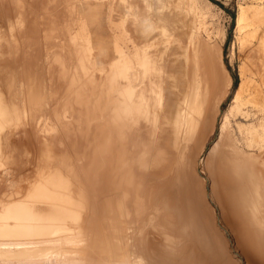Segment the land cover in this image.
I'll use <instances>...</instances> for the list:
<instances>
[{"label": "rangeland", "instance_id": "374dc122", "mask_svg": "<svg viewBox=\"0 0 264 264\" xmlns=\"http://www.w3.org/2000/svg\"><path fill=\"white\" fill-rule=\"evenodd\" d=\"M190 1L0 0V211L22 204L40 228L36 252L0 264H264V143L246 131L263 118L264 0ZM121 28L166 65L148 162L132 146L126 167L111 91ZM235 91L241 111L221 130Z\"/></svg>", "mask_w": 264, "mask_h": 264}, {"label": "bare ground", "instance_id": "6f19581e", "mask_svg": "<svg viewBox=\"0 0 264 264\" xmlns=\"http://www.w3.org/2000/svg\"><path fill=\"white\" fill-rule=\"evenodd\" d=\"M91 1L97 3H103L100 2V0H91ZM190 2L192 9L195 12L198 11L199 6L197 5L196 1L192 0ZM102 8L103 9L100 8L102 10L101 12L102 19H100L99 28L95 26V29L99 34L98 35L99 39L104 38L107 35L106 29H103L105 26L104 25L105 19H109L108 21L110 22V19H112V12H113L112 5L110 4L107 7L105 6ZM241 17L242 16L239 15L237 17V21H236L237 27L241 22L242 19ZM81 31H85L84 26L82 27ZM124 36L125 35L122 28L119 29L115 33V35H112L113 49L116 55L114 62L116 66V77L113 86L114 89L112 88L111 90L114 93L113 102L115 103V107L113 110V121H114L113 131H114V143L118 148L117 150L118 160H119L118 163L119 165H121V167L124 166L126 167L129 165L130 162L128 161V159L125 158V156L127 155V153H129V150L132 148V146L133 147L136 146V148L137 146L141 147V149L138 151L140 160L141 159L144 160V158L148 156V154L151 151V148L149 147L147 141L152 140V135L154 134L157 128V124L159 120V108L163 99L164 69L166 66L164 65L165 61L162 57L157 58L155 55H150L148 51L150 46H145L143 50V55L141 56L139 51L136 49V45L134 46L133 43L131 44V46L127 45L128 40L125 39ZM76 38L78 40L79 39L81 40L83 36H80L79 34L76 37H74V39L72 40H74L75 42ZM87 40L88 39H86V41ZM149 65H152L153 67H155V69L152 68L153 69L152 71L149 70L148 68ZM124 68L128 69L127 72L125 73H123ZM195 78L193 77L189 84V91H188L189 93L188 96L185 98L183 102V108L181 109V120L179 125L181 131H183L187 122L188 115L191 113L190 105L199 96V91L201 90L200 83L198 79ZM262 105L264 106V103ZM239 107H240V97L238 95V91H235L232 100V105L230 106L228 111H226L222 115L221 127H220L221 130L227 126L229 122L228 119L231 116V114H233L234 112L238 113V111L240 110ZM261 108H262L261 112L263 113V118L260 120V122L257 123V125L253 126L251 124L252 126L246 129V131L252 137L257 138L259 142L262 141L264 143V107L261 106ZM4 114H5L4 110L1 107L0 118H2ZM126 137L127 138L130 137L131 139V141L128 142L129 148L125 147L127 143H124L125 141L123 142L124 138ZM145 137H147L148 140H145ZM251 141H253V139H251ZM150 142L152 144V141ZM144 161L147 163L148 159ZM34 221H39L36 214H34L29 208L24 207L22 204L19 203L9 205L3 208L2 211H0V258L2 259L4 258V261L5 258L8 257L27 258L32 253L37 251L38 243L36 241L28 239L39 235L38 230L40 228H37L38 225L36 226V222ZM57 232L58 230L55 229L50 231L47 234L48 238L44 239L43 242L52 243L53 238H51L52 237L51 235L54 236L57 234ZM2 239H8V240H2ZM128 257L130 258L131 256L128 254ZM8 260L11 261L13 259L8 258ZM124 264H135V263L126 261L124 262Z\"/></svg>", "mask_w": 264, "mask_h": 264}]
</instances>
